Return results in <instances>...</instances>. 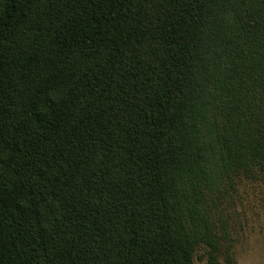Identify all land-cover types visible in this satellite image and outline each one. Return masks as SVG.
<instances>
[{
    "label": "trees",
    "instance_id": "1",
    "mask_svg": "<svg viewBox=\"0 0 264 264\" xmlns=\"http://www.w3.org/2000/svg\"><path fill=\"white\" fill-rule=\"evenodd\" d=\"M264 182V0H0V264H234Z\"/></svg>",
    "mask_w": 264,
    "mask_h": 264
},
{
    "label": "rangeland",
    "instance_id": "2",
    "mask_svg": "<svg viewBox=\"0 0 264 264\" xmlns=\"http://www.w3.org/2000/svg\"><path fill=\"white\" fill-rule=\"evenodd\" d=\"M222 210L234 240V264H264V182L236 180ZM195 263L207 264L205 249L198 250Z\"/></svg>",
    "mask_w": 264,
    "mask_h": 264
}]
</instances>
